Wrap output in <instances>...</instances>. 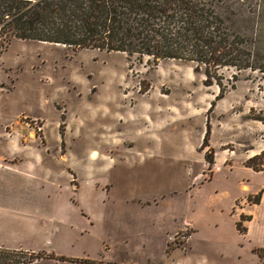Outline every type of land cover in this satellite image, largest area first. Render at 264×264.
<instances>
[{
	"label": "rangeland",
	"instance_id": "374dc122",
	"mask_svg": "<svg viewBox=\"0 0 264 264\" xmlns=\"http://www.w3.org/2000/svg\"><path fill=\"white\" fill-rule=\"evenodd\" d=\"M224 6L259 64L264 0ZM62 46L0 49V247L33 264H264L259 230L245 239L227 213L235 197L240 216L264 201V167H247L264 155V73L223 67L209 82L192 62ZM62 153L79 177L95 171L105 198L93 221L72 210L67 231L43 221L61 198L78 206Z\"/></svg>",
	"mask_w": 264,
	"mask_h": 264
},
{
	"label": "trees",
	"instance_id": "16d2710c",
	"mask_svg": "<svg viewBox=\"0 0 264 264\" xmlns=\"http://www.w3.org/2000/svg\"><path fill=\"white\" fill-rule=\"evenodd\" d=\"M225 0H0V49L13 39L45 42L65 47L122 52L139 59L182 60L211 69L234 67L264 73V54L253 63V52L245 39L231 34L217 10ZM247 56V58H246ZM247 59V60H246ZM63 137V135H61ZM264 155L247 163L263 170ZM211 164V163H210ZM260 166V167H258ZM260 199L254 202L259 204ZM251 216L241 215L242 224ZM264 260V249L258 250ZM41 257L21 250L0 247V264H33ZM61 259H65L61 257Z\"/></svg>",
	"mask_w": 264,
	"mask_h": 264
},
{
	"label": "crops",
	"instance_id": "0c3cea01",
	"mask_svg": "<svg viewBox=\"0 0 264 264\" xmlns=\"http://www.w3.org/2000/svg\"><path fill=\"white\" fill-rule=\"evenodd\" d=\"M93 157L95 158V156H93ZM93 157H91L92 160L89 161V162L92 163L93 161H95V160H93L94 159ZM60 158H61L60 161H61L62 164L66 162V165H69L68 167L71 168L74 171V173L76 174L77 179H78V181L80 183V188L78 189L79 192H77V194H80V196L78 197V206L70 204L68 199H67V197H66V200H62V198H61L60 199L61 201L58 202V205L55 208L54 214L47 216L43 221L51 222V221L55 220L54 228L56 230H59L57 225L60 224L61 226H64V229L67 231V228L69 226L68 225L69 224V216H70V213L72 212V210L74 212V210L76 209V211L78 212V210L76 208V207H78L79 208L78 214H79L80 217L82 216L81 215V211H82V212L86 213V216H87L88 220L93 221L95 216H94V213L90 210L91 204H93L94 206L100 208L101 207L100 205L105 203L103 201L105 198H103L104 197V195L102 194L103 192H102L101 188H99V186H98V183H99L100 179H98V177H96L95 171H91L92 168H89L88 174L85 175L84 178H82V177H79L77 175L76 170L71 166L72 163H69L68 157H67V153L60 154ZM110 165L111 164H109V166ZM28 166L30 168H33V167H35L37 165L34 162L33 163L30 162V164ZM0 168L5 169L6 166L2 165V167H0ZM66 172L69 175L67 168H66ZM80 178H82L83 180L80 179ZM102 183H107V182H102ZM102 185L100 187H102ZM58 189H59V192L57 193V195H59V197L61 196L60 194H62V191H65L66 193L67 192L68 193L72 192L71 190L63 189L62 186H59V185H58ZM68 193H67V195H68ZM237 199H238V197H235V198L232 199L230 208L227 210V213L230 216H233V215L235 216V218H234V220H235V229H236V223L240 219V215L232 214L231 212H232V209H233L232 208L233 204H234V202ZM263 204H264V201H263V203H261L259 205L260 206V212H259L260 214H258L256 217H252L251 216L252 217L251 221H248V224H246L245 227L248 229V232L243 235V237H245V239L250 238L249 235L252 234L255 229L259 230V235H261L262 238L264 237V210H263V213H261L262 212L261 208L264 207ZM81 218H83V220L86 219L84 216L81 217ZM89 227H91V229L93 230L94 226H90L89 223L88 224L86 223V227H84L82 229L84 231L86 229H89ZM78 229H80V228H78ZM236 232L238 233L237 229H236ZM255 247H264V238H263V243L260 244L259 246H255ZM12 249H14V248H12Z\"/></svg>",
	"mask_w": 264,
	"mask_h": 264
},
{
	"label": "bare ground",
	"instance_id": "6f19581e",
	"mask_svg": "<svg viewBox=\"0 0 264 264\" xmlns=\"http://www.w3.org/2000/svg\"><path fill=\"white\" fill-rule=\"evenodd\" d=\"M63 47V46H62ZM94 158V157H93ZM247 189V188H246Z\"/></svg>",
	"mask_w": 264,
	"mask_h": 264
}]
</instances>
